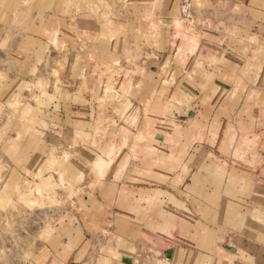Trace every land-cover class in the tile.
<instances>
[{
	"label": "crops",
	"instance_id": "obj_1",
	"mask_svg": "<svg viewBox=\"0 0 264 264\" xmlns=\"http://www.w3.org/2000/svg\"><path fill=\"white\" fill-rule=\"evenodd\" d=\"M0 203L28 264L264 261V0H0Z\"/></svg>",
	"mask_w": 264,
	"mask_h": 264
},
{
	"label": "rangeland",
	"instance_id": "obj_2",
	"mask_svg": "<svg viewBox=\"0 0 264 264\" xmlns=\"http://www.w3.org/2000/svg\"><path fill=\"white\" fill-rule=\"evenodd\" d=\"M188 11L189 6L187 13L185 15L182 14V17L188 18ZM151 55L144 52L142 59L146 61L152 57ZM1 203L5 204L4 200ZM33 203L37 204L36 201ZM8 215L9 218L2 223L0 222V264H28L30 256L37 249L39 242L46 239L44 238V230H47L42 229L43 233H38L37 235V229H31V227L33 225L38 226V231L41 230L40 226L42 225L47 228L48 223L46 221L49 217H52L53 211H32L24 214L15 212Z\"/></svg>",
	"mask_w": 264,
	"mask_h": 264
},
{
	"label": "snow or ice",
	"instance_id": "obj_3",
	"mask_svg": "<svg viewBox=\"0 0 264 264\" xmlns=\"http://www.w3.org/2000/svg\"><path fill=\"white\" fill-rule=\"evenodd\" d=\"M262 242H264V238H262ZM260 264H264V261H261Z\"/></svg>",
	"mask_w": 264,
	"mask_h": 264
}]
</instances>
